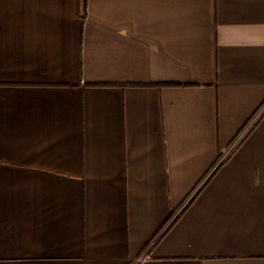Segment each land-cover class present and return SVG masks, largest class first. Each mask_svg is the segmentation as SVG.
Listing matches in <instances>:
<instances>
[{
	"label": "crops",
	"instance_id": "0c3cea01",
	"mask_svg": "<svg viewBox=\"0 0 264 264\" xmlns=\"http://www.w3.org/2000/svg\"><path fill=\"white\" fill-rule=\"evenodd\" d=\"M0 264H264V0H0Z\"/></svg>",
	"mask_w": 264,
	"mask_h": 264
},
{
	"label": "trees",
	"instance_id": "16d2710c",
	"mask_svg": "<svg viewBox=\"0 0 264 264\" xmlns=\"http://www.w3.org/2000/svg\"><path fill=\"white\" fill-rule=\"evenodd\" d=\"M87 0H84V4H86Z\"/></svg>",
	"mask_w": 264,
	"mask_h": 264
}]
</instances>
